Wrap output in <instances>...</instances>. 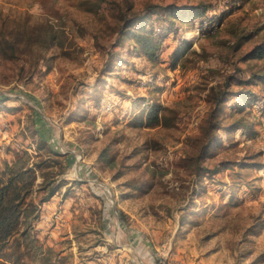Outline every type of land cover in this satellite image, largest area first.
<instances>
[{"label":"rangeland","instance_id":"1","mask_svg":"<svg viewBox=\"0 0 264 264\" xmlns=\"http://www.w3.org/2000/svg\"><path fill=\"white\" fill-rule=\"evenodd\" d=\"M262 45L264 0H0V170L58 188L24 264H264Z\"/></svg>","mask_w":264,"mask_h":264},{"label":"trees","instance_id":"2","mask_svg":"<svg viewBox=\"0 0 264 264\" xmlns=\"http://www.w3.org/2000/svg\"><path fill=\"white\" fill-rule=\"evenodd\" d=\"M132 6L129 5V8ZM164 11L176 12L173 5L166 6L163 8ZM152 14H155L153 12ZM144 16L142 14H134L132 17L126 18L125 31L131 32L132 28L143 21ZM146 26L143 25V31L135 34L136 42L142 46L146 54L150 58H154L157 43L156 38L146 31ZM54 39V36H52ZM262 57L264 56V45L257 46L247 57ZM7 98L5 96H0V101H5ZM225 100H217L216 107L211 112L208 119V124L202 131L206 136V142L201 150L199 158H203L209 152V149L213 146L216 139L215 133L220 129L218 113L220 108V103H224ZM152 115L156 113L151 112ZM160 122V119H157ZM45 124V123H44ZM41 130L37 129L39 136L44 142H47L45 137L46 130L42 124ZM54 151V150H53ZM57 156L66 158L65 167H70L74 162V157H69L68 155H63L60 152H54ZM113 165V163H110ZM34 171L31 168H21L16 169L9 165L6 166L4 172L0 170V259H4L11 264H24L25 252L22 251V246L20 244V238L31 239L30 237V223L39 217V204L48 201L53 197L58 188L51 187L47 194L40 199L39 202H35L34 199V188L36 186V178L33 176ZM46 186H40L39 191H45ZM11 242L13 243L11 245ZM35 243V241H33ZM28 245V244H27ZM34 247V246H33ZM36 251V258L40 260V264H54L57 260L54 251L49 248L42 254L43 248L40 246L34 247Z\"/></svg>","mask_w":264,"mask_h":264}]
</instances>
